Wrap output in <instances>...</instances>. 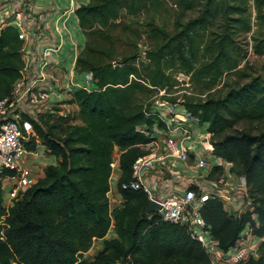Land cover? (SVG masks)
<instances>
[{
    "label": "trees",
    "instance_id": "trees-1",
    "mask_svg": "<svg viewBox=\"0 0 264 264\" xmlns=\"http://www.w3.org/2000/svg\"><path fill=\"white\" fill-rule=\"evenodd\" d=\"M248 2L87 0L76 10L85 38L77 71H91L94 88L72 93L67 103L76 112L70 120L57 116L55 109L31 121L34 134L25 142L26 150L41 146L57 164L47 166L43 177L10 207L4 204L0 183V264H212L185 226L145 213L149 201L142 190L119 187L130 181L133 163L146 154L140 147L150 141L146 134L155 124L164 128L152 112L157 106L153 99L162 91L160 104L182 107L206 125L212 154L231 163L230 171L245 180L250 211L230 215L214 198L200 207L212 239L227 252L248 225L253 237L263 240L256 256L239 264H264V132L234 128L241 121H264V79L252 77L242 85L227 86L219 96L212 94L243 57L235 38L251 31ZM255 3L260 12L264 0ZM169 7L174 11L172 29L161 22ZM194 11L197 15L187 19ZM142 16L147 18L150 46L139 55L135 43L129 42L133 52L113 55L117 31L128 35L132 29L117 21ZM257 18L264 20L260 13ZM219 25L220 31L213 32ZM254 40L260 43L255 52L264 54V40ZM21 46L14 27L0 29V97L20 76ZM176 74L202 83L204 94L167 96L178 85ZM118 152L123 203L110 212L109 164ZM93 239L99 241V252L90 261L82 260Z\"/></svg>",
    "mask_w": 264,
    "mask_h": 264
},
{
    "label": "built area",
    "instance_id": "built-area-1",
    "mask_svg": "<svg viewBox=\"0 0 264 264\" xmlns=\"http://www.w3.org/2000/svg\"><path fill=\"white\" fill-rule=\"evenodd\" d=\"M83 4L79 0H67L63 10L50 20L43 13L33 12L29 3L17 8L4 4L0 8V19L16 11L11 26L17 30L22 43L23 62L20 76L11 85L9 93L0 97V183L6 207L42 178L41 172L25 164L28 154L34 152L25 148V142L34 134L31 121L54 113L55 109H58V116L66 117L69 114L66 107L70 105L67 101L74 91H93V73L78 72L76 66L83 46L78 41L81 31L75 12ZM21 17H29L51 33L48 44L43 45L35 60L28 49L32 33L21 25ZM3 28L0 25V29ZM51 98L53 103H49ZM152 112L164 128L159 129L155 124L152 133L146 134L150 141L140 146L146 154L133 163L131 179L122 183L120 189L142 190L149 202L160 206L152 214L164 222L185 226L191 236L201 242L212 264H239L250 256L255 257L263 239L253 237L248 225L235 246L223 252L199 213L200 207L211 198L219 200L230 215L250 211L244 178L230 171L231 163L212 154L207 126L200 125L182 107L158 104ZM119 155L116 153L109 164L106 198L110 212L123 203L118 192ZM213 174L220 176L211 177ZM252 218L255 220V216ZM98 244L99 241L93 239L89 250Z\"/></svg>",
    "mask_w": 264,
    "mask_h": 264
},
{
    "label": "rangeland",
    "instance_id": "rangeland-1",
    "mask_svg": "<svg viewBox=\"0 0 264 264\" xmlns=\"http://www.w3.org/2000/svg\"><path fill=\"white\" fill-rule=\"evenodd\" d=\"M258 1L262 2L263 0ZM247 5L251 19V31L248 34H239V36L235 38L237 52L243 57L239 59L238 66L236 69L227 74H224V76L217 82L216 87L212 90V94H214L215 96L221 95L227 86L242 85L252 77H260L264 79V54H258L255 52V45L259 46L260 43H256V41L254 40V38L260 41L264 40V20L260 21L257 18L259 13L260 15L264 16V3L260 8V12L257 11V5L255 3V0H249ZM196 15L197 13L196 11H194L192 13L187 14L186 18H192ZM161 20L164 26L172 29L174 20V11L172 7H169L168 10L163 11ZM117 22L129 26L132 29L129 30L128 35H124L123 33L119 32V30L117 31L116 36L119 39L114 41L115 48L113 50L111 49L112 54L114 55L116 53V55H119L121 53L129 54L133 52V49H128V43L133 42L135 43V46L138 49V54L143 55V52L150 46V42L147 39V31L145 25V23L147 22V18L144 16L138 18L122 17ZM220 28V25L214 27L213 32H219ZM206 35L208 37H212L211 31H208ZM74 37L77 36L74 34ZM78 41L81 46H84V36L81 32L80 36L78 37ZM140 49H143V52H140ZM64 53L66 55L67 51L65 50ZM176 80L178 82V85L170 91L171 95L167 96L180 97L185 94L189 97L196 98L204 92V85L202 83H191L189 81V78L183 74H176ZM162 93L163 94H161V92L158 93V97H155L153 99L155 105H158L162 102L159 97L162 95L165 96L163 91ZM202 96L204 97V95H201V97ZM49 103H53V98L49 100ZM66 108L69 111V114L67 115L66 119L70 120L72 118V115L76 112V109L72 105H67ZM234 128L238 131H248L252 134H258L260 132H264V121H241L236 124ZM219 176L220 174L213 177L218 178ZM148 187L151 191H154L153 187H151L150 185ZM108 234V236L111 237L113 234V230L109 231ZM99 248L100 245L89 250L88 253L84 254L81 259L89 261L92 260L93 257L96 256V254L99 252Z\"/></svg>",
    "mask_w": 264,
    "mask_h": 264
},
{
    "label": "crops",
    "instance_id": "crops-1",
    "mask_svg": "<svg viewBox=\"0 0 264 264\" xmlns=\"http://www.w3.org/2000/svg\"><path fill=\"white\" fill-rule=\"evenodd\" d=\"M79 1L84 4L86 3L84 0ZM26 3H29L33 7V12L43 13V15L46 17L48 16L47 18L50 20L63 10L67 0H0V8L4 4H6V7L11 4L14 8H17ZM14 14H16V11L15 13L12 12L8 15L5 14L4 17L0 19V25L3 27L11 26L12 21L16 19ZM19 20L26 30H31L32 39L28 49L29 53L32 54L31 56H33L35 60L39 57L38 53H40V49L43 45L45 46L48 44L51 38V33L47 29L41 28L36 21L31 20L29 17H21ZM55 114L58 115L57 113ZM27 159L28 161H26L25 164L34 168L37 172H41L42 177L47 166L57 164V159L45 152V149L41 146H39L36 151L29 153ZM213 176L215 175L213 174L211 177Z\"/></svg>",
    "mask_w": 264,
    "mask_h": 264
},
{
    "label": "water",
    "instance_id": "water-1",
    "mask_svg": "<svg viewBox=\"0 0 264 264\" xmlns=\"http://www.w3.org/2000/svg\"><path fill=\"white\" fill-rule=\"evenodd\" d=\"M140 52H143V49H140ZM160 209V206L154 202H148L145 213L150 214Z\"/></svg>",
    "mask_w": 264,
    "mask_h": 264
}]
</instances>
